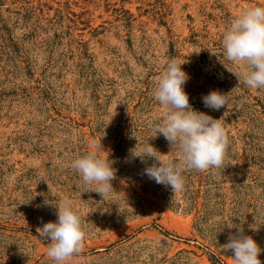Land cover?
<instances>
[{"label":"rangeland","instance_id":"obj_1","mask_svg":"<svg viewBox=\"0 0 264 264\" xmlns=\"http://www.w3.org/2000/svg\"><path fill=\"white\" fill-rule=\"evenodd\" d=\"M256 5L264 0H0V264H53L38 229L64 200L87 233L70 264H233L221 246L237 228L264 243V89L234 74L244 69L222 46L232 19ZM173 58L191 107L221 119L229 138L223 165L186 170L175 193L145 174L157 161L133 155L150 143L179 159L153 131L164 115L153 91ZM213 90L228 107H205ZM93 141L115 169L106 200L71 167Z\"/></svg>","mask_w":264,"mask_h":264},{"label":"clouds","instance_id":"obj_2","mask_svg":"<svg viewBox=\"0 0 264 264\" xmlns=\"http://www.w3.org/2000/svg\"><path fill=\"white\" fill-rule=\"evenodd\" d=\"M222 46L226 59L244 69L234 74L242 77L248 88L264 89V5L251 6L234 17L223 33ZM182 64L175 58L169 60L153 91L154 99L164 109L163 119L153 131L163 135L172 149H178L179 159H160L159 152L150 143L133 152L142 162L146 158L157 161L158 164L144 169L145 174L157 184L170 186L174 193L184 189L183 173L186 170L205 172L220 168L229 144L221 119H214L191 107L189 95L184 90L190 77L182 69ZM202 102L205 107L216 111L229 106L226 94L215 90L204 95ZM101 147V142L93 141L90 150L74 159L71 167L85 185H95L92 191L106 200L114 190L115 169L109 158L100 152ZM56 208L57 220L38 230L45 240L50 241L46 254L53 264H70L74 256L82 253L87 233L70 200L61 201ZM221 250L231 252L233 264H261L258 257L264 251L242 228L229 234L228 243L222 245Z\"/></svg>","mask_w":264,"mask_h":264},{"label":"trees","instance_id":"obj_3","mask_svg":"<svg viewBox=\"0 0 264 264\" xmlns=\"http://www.w3.org/2000/svg\"><path fill=\"white\" fill-rule=\"evenodd\" d=\"M203 221H204L203 219H200L199 222L197 223L196 227H197L198 231L200 233H203L202 230H208L210 232V236L212 237L213 242L218 241L219 240L218 233H215L214 235H212V232H211V230L209 228H204V227L201 226ZM206 222H207V220H206ZM244 233H245V231H244ZM261 244H264V243L262 241H259V245L258 246L260 248L262 246ZM263 250H264V248H263ZM258 258L261 260V264H264V251H262L259 254Z\"/></svg>","mask_w":264,"mask_h":264}]
</instances>
